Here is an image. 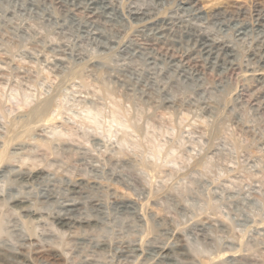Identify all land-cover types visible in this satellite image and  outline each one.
Listing matches in <instances>:
<instances>
[{
  "label": "rangeland",
  "instance_id": "374dc122",
  "mask_svg": "<svg viewBox=\"0 0 264 264\" xmlns=\"http://www.w3.org/2000/svg\"><path fill=\"white\" fill-rule=\"evenodd\" d=\"M79 1L0 0V264H264V0Z\"/></svg>",
  "mask_w": 264,
  "mask_h": 264
},
{
  "label": "bare ground",
  "instance_id": "6f19581e",
  "mask_svg": "<svg viewBox=\"0 0 264 264\" xmlns=\"http://www.w3.org/2000/svg\"><path fill=\"white\" fill-rule=\"evenodd\" d=\"M79 1V0H78ZM80 2V1H79ZM97 2L98 1H95V0H89V2H88V6H87V8H88V10H89V12H91V14H93L94 15V9H95V5L97 4ZM78 5V4H77ZM102 5V4H101ZM105 5H103V7H104ZM96 10V9H95ZM260 18H262V17H260ZM161 30V29H160ZM200 37V36H199ZM198 52L199 53H201V54H204L205 56H207V57H209V58H212V59H214V60H216V62H220V61H222V57H221V54H223V52H224V49H223V47H219V45L218 44H216V43H214V42H211L208 38H206V37H200V40H199V42H198ZM214 49H216V52L214 51ZM226 49V48H225ZM219 51L221 52V53H219ZM226 51V50H225ZM215 53H217V55H215ZM225 54V53H224ZM215 55V56H214ZM264 56V55H263ZM195 59V58H194ZM225 60V59H224ZM183 63V62H182ZM46 107H47V105H45ZM45 106L43 105V104H40V105H37V106H35L34 108H33V110L32 111H34L36 114L37 113H39V112H41V111H44L45 112ZM18 175V174H17ZM19 175H21V174H19ZM19 177V176H18ZM22 177V176H21ZM20 179V178H19ZM24 180V179H23ZM71 185V184H70ZM70 187V186H69ZM79 187V186H78ZM80 188V187H79ZM69 189V188H68ZM79 190H81V189H79ZM46 191V190H45ZM70 192H73V193H77L78 192V189L75 187H72V188H70V190H69ZM44 195V194H43ZM73 197V196H72ZM72 197H69L68 199H65L63 202H61L62 203V205H61V209H59L58 211H55V212H57L58 214H57V216L55 215V217H56V222L60 225L61 224V226L62 225H67V224H70V222L72 221V219H74V217H73V215H72V213L71 212H73L75 209H76V201H74V200H77V199H73ZM46 198V197H45ZM66 198V197H65ZM74 198H75V196H74ZM92 202V201H91ZM57 205H59V204H57ZM93 205L94 206H96L97 208H96V210L99 212V211H101L98 207H99V205L100 204H98V203H93ZM118 205V204H117ZM118 207H119V209H120V212L121 211H124V212H127V213H134L135 211L133 210V209H131V206L129 205V204H126V203H122V204H119L118 205ZM59 208V207H58ZM71 213V214H70ZM126 213V214H127ZM74 215H76V214H74ZM54 217V218H55ZM79 217V216H78ZM72 222H74V221H72ZM76 222H77V218H76ZM83 222H87V221H83ZM74 224H75V222H74ZM73 225V224H72ZM77 225H78V223H77ZM76 225V226H77ZM85 225V224H84ZM70 226V225H69ZM68 226V227H69ZM75 226V225H74ZM73 226V227H74ZM78 226H80V225H78ZM88 226V225H87ZM71 228V227H70ZM134 244H133V246L132 247H130L129 249H128V247H126V249L125 250H123L122 252H128V251H130L131 253L132 252H138V251H140L139 249H137V248H134ZM136 247H138V246H136ZM120 252H121V250H120ZM171 252V251H170ZM181 252V251H180ZM179 252V253H180ZM129 253V252H128ZM130 253V254H131ZM161 253V252H160ZM163 253V252H162ZM167 253V252H166ZM165 253V254H166ZM182 254H184V253H182ZM132 255V254H131ZM135 255V254H134ZM162 256V258L163 257H165V255H163V254H161ZM128 256V255H127ZM126 256V257H127ZM130 256V255H129ZM159 256V255H158ZM169 256V255H168ZM154 257V256H153ZM160 257V258H161ZM170 257V256H169ZM172 257H173V255H172ZM165 258H167V257H165ZM157 259H158V257H157ZM170 259H172V258H170ZM174 259H175V257H174ZM155 260H156V256H155ZM162 260V259H161ZM158 261H160V260H158ZM157 261V262H158ZM174 261V260H173ZM162 262H165V263H168L167 261H160V264L162 263ZM178 262V261H177ZM177 262H175V263H177ZM165 263H163V264H165ZM179 263V262H178ZM174 264V263H173Z\"/></svg>",
  "mask_w": 264,
  "mask_h": 264
}]
</instances>
